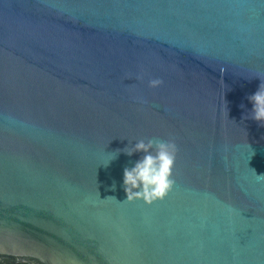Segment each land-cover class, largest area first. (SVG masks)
I'll use <instances>...</instances> for the list:
<instances>
[{
  "label": "water",
  "instance_id": "95a60500",
  "mask_svg": "<svg viewBox=\"0 0 264 264\" xmlns=\"http://www.w3.org/2000/svg\"><path fill=\"white\" fill-rule=\"evenodd\" d=\"M259 78L264 0H0V264H264ZM149 138L174 186L123 202Z\"/></svg>",
  "mask_w": 264,
  "mask_h": 264
},
{
  "label": "clouds",
  "instance_id": "9594fccd",
  "mask_svg": "<svg viewBox=\"0 0 264 264\" xmlns=\"http://www.w3.org/2000/svg\"><path fill=\"white\" fill-rule=\"evenodd\" d=\"M138 79H142V77H138ZM260 80L258 90L248 97L252 109L244 118L252 119L260 126H264V80ZM162 84L163 80L160 78H153L148 82L150 88H157ZM119 151L117 150V152ZM122 151L128 156H132L134 153H143L133 167H125L123 170V188L126 193V199L123 202L142 200L145 204L151 205L162 200L175 183L173 168L178 152L175 142L158 138L139 139L134 146H127ZM115 157L116 153L110 160ZM257 176L264 177V175ZM112 190H115V184L112 185ZM107 198L115 199V197Z\"/></svg>",
  "mask_w": 264,
  "mask_h": 264
}]
</instances>
